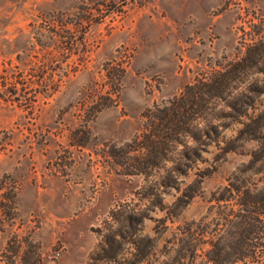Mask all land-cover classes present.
Segmentation results:
<instances>
[{"label": "rangeland", "instance_id": "rangeland-1", "mask_svg": "<svg viewBox=\"0 0 264 264\" xmlns=\"http://www.w3.org/2000/svg\"><path fill=\"white\" fill-rule=\"evenodd\" d=\"M256 24L264 0H0V264H88L95 229L131 202L149 212L143 234L157 238L162 260L171 233L207 213L257 142L224 158L205 146L181 187L213 172L168 230L157 204L180 194L162 185L173 163L127 173L143 152L130 149L156 106L242 56ZM97 102L110 106L95 113ZM224 104L205 106L192 132L210 129ZM84 125L89 138L79 143L72 136Z\"/></svg>", "mask_w": 264, "mask_h": 264}, {"label": "trees", "instance_id": "trees-1", "mask_svg": "<svg viewBox=\"0 0 264 264\" xmlns=\"http://www.w3.org/2000/svg\"><path fill=\"white\" fill-rule=\"evenodd\" d=\"M253 28L254 41L247 45L242 56L214 70L207 78L186 85L180 95L156 106L148 115L147 131L141 140H134L135 146L130 149L143 152L131 158L133 168L127 173L148 174L149 169L161 163H173L162 185L180 194L170 206H165L162 200L157 204L166 211L163 218L166 225L167 220L173 222L200 193L204 177L213 172L200 173L191 184L181 187L179 177L188 176L203 161L205 146H216L220 149L219 156L224 158L243 143L256 141L257 147L249 160L239 165L227 183L212 193L203 217L179 225L171 233L164 244L162 260L154 257L157 238L143 234L149 212L131 202L120 204L110 212L104 226L95 229L100 237L88 264L146 261L148 264H264V99L260 100L264 97V25L256 24ZM213 99L223 100L225 104L215 107L210 129L203 133L198 128L201 133L198 136L192 132L191 123ZM95 105L90 109L97 113L110 103ZM232 126L237 127L236 133L228 138L224 130ZM82 128L72 136L81 138L79 143L89 138L88 126ZM180 145L182 148L175 152ZM150 190H146V197ZM6 207L3 210L11 213ZM152 257L154 261H150Z\"/></svg>", "mask_w": 264, "mask_h": 264}]
</instances>
